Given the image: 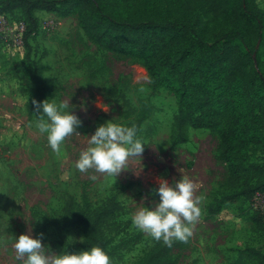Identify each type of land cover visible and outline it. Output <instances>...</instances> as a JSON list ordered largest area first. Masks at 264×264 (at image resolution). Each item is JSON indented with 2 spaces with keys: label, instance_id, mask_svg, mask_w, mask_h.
<instances>
[{
  "label": "rangeland",
  "instance_id": "374dc122",
  "mask_svg": "<svg viewBox=\"0 0 264 264\" xmlns=\"http://www.w3.org/2000/svg\"><path fill=\"white\" fill-rule=\"evenodd\" d=\"M256 1L264 9V0ZM38 12V28L23 46L14 42L15 30L24 20L21 10L0 13V33H9L13 42L0 39V264H20L13 244L27 231L42 235L50 251L85 250L82 225L66 213L68 200L73 197L83 205L87 197L98 206L113 196L121 209L106 224L114 246L112 262L135 264L157 242H164L135 228L132 215L159 200L153 194L159 178L171 184L182 174L194 183V197L202 199L200 215L190 225L191 236L171 244L176 263L264 264V224L251 203L252 187L235 193L238 186L229 185L218 137L208 129L189 128V141L172 146L176 97L165 88L153 90L141 63L117 58L90 42L76 14ZM175 15L199 28L209 41L227 28L221 18L207 17L204 9L186 14L164 5L148 14L139 10L136 18ZM36 68L51 88L46 99L74 107L82 121L80 134L67 137L60 153L52 151L46 134L36 127L38 114L28 117L26 105L34 95ZM258 69L248 58L249 77H256ZM260 69L264 72V46ZM110 119L137 126V137L146 143L142 158L130 157L128 169L118 177L93 170L81 173L75 161L87 147V135ZM251 159L264 166L263 152H253ZM92 175L97 179L92 180ZM251 182L255 185L257 178ZM218 206L220 210L213 212ZM25 218L33 220L28 223Z\"/></svg>",
  "mask_w": 264,
  "mask_h": 264
},
{
  "label": "trees",
  "instance_id": "16d2710c",
  "mask_svg": "<svg viewBox=\"0 0 264 264\" xmlns=\"http://www.w3.org/2000/svg\"><path fill=\"white\" fill-rule=\"evenodd\" d=\"M164 5L186 14L204 9L207 17L221 18L227 28L209 41L178 15L136 18L139 10L148 14ZM15 9L21 10L27 24L25 45L38 28L37 11L76 14L90 42L117 58L141 63L153 90L165 88L176 97L172 146L189 141V128L208 129L218 137L219 158L227 165L229 185L238 186L235 193H246L248 186L252 196L264 190V166L251 159L255 151L264 153V72L260 69L264 9L256 0H0V13ZM250 57L259 68L253 78L247 72ZM32 77L34 95L26 105L29 118L39 114L33 100H45L51 89L38 68ZM253 178H257L255 185ZM120 209L115 196L98 206L87 197L83 205L71 197L66 205L71 221L83 227V247L101 245L110 257L114 246L106 224ZM219 210L220 206L212 211ZM255 211L264 224L262 214ZM171 249L172 245L157 242L135 264H177Z\"/></svg>",
  "mask_w": 264,
  "mask_h": 264
},
{
  "label": "clouds",
  "instance_id": "9594fccd",
  "mask_svg": "<svg viewBox=\"0 0 264 264\" xmlns=\"http://www.w3.org/2000/svg\"><path fill=\"white\" fill-rule=\"evenodd\" d=\"M33 104L35 112L39 113L36 127L46 134L52 151L60 153L66 138L79 133L80 117L72 111L74 107L69 108L67 103L57 104L49 98L33 100ZM137 131L135 124L126 126L111 119L100 124L92 134L87 135V147L79 152L75 168L81 173L93 170L118 177L128 169L130 157L142 158L146 143L137 137ZM91 179L96 180L97 176L92 175ZM194 192V183L183 174L171 184L166 178H159V187L153 189L159 200L153 201L151 206L138 208L131 217L132 224L169 246L173 240L186 241L192 234L190 225L200 215L198 205L202 198L194 197ZM32 220L26 219L28 223ZM13 248L15 259L20 264H113L109 253L101 245H91L79 252L63 250L57 253L50 251L48 245L42 242V235L35 236L31 231L16 236Z\"/></svg>",
  "mask_w": 264,
  "mask_h": 264
},
{
  "label": "built area",
  "instance_id": "2783aa9c",
  "mask_svg": "<svg viewBox=\"0 0 264 264\" xmlns=\"http://www.w3.org/2000/svg\"><path fill=\"white\" fill-rule=\"evenodd\" d=\"M2 19V18H1ZM27 29V24L24 21H21L18 25V28L15 30V38L14 42L17 46H23L24 45V35ZM0 39L7 42L9 45H11L12 39L9 37V33H0ZM14 45V44H13ZM251 203L257 211H259L263 218H264V190H258L254 193L252 196Z\"/></svg>",
  "mask_w": 264,
  "mask_h": 264
},
{
  "label": "crops",
  "instance_id": "0c3cea01",
  "mask_svg": "<svg viewBox=\"0 0 264 264\" xmlns=\"http://www.w3.org/2000/svg\"><path fill=\"white\" fill-rule=\"evenodd\" d=\"M44 12H45V13H48V12L45 11V10H40V11L38 12V14H39V13H44Z\"/></svg>",
  "mask_w": 264,
  "mask_h": 264
}]
</instances>
